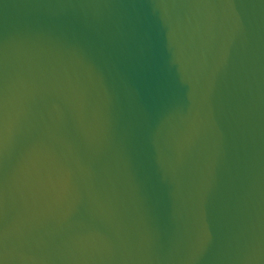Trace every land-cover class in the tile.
Wrapping results in <instances>:
<instances>
[{
  "label": "water",
  "instance_id": "1",
  "mask_svg": "<svg viewBox=\"0 0 264 264\" xmlns=\"http://www.w3.org/2000/svg\"><path fill=\"white\" fill-rule=\"evenodd\" d=\"M0 264H264V0H0Z\"/></svg>",
  "mask_w": 264,
  "mask_h": 264
}]
</instances>
